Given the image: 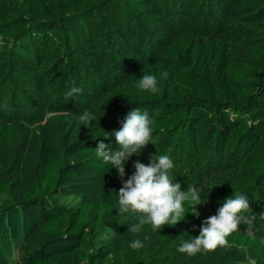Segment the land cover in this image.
<instances>
[{"label":"trees","instance_id":"16d2710c","mask_svg":"<svg viewBox=\"0 0 264 264\" xmlns=\"http://www.w3.org/2000/svg\"><path fill=\"white\" fill-rule=\"evenodd\" d=\"M0 40V70L10 77L0 84V103L8 91L10 108L0 123V264H172L176 246L199 236L208 218L185 202V227L154 249L114 254L113 239L144 224L143 214L118 211L122 182L96 155L107 143L98 120L90 113L94 120L82 125L84 112L62 107L24 123L13 115L31 96L39 106L106 101L121 122L135 108L147 111L164 155L190 169L221 164L239 194L264 208V0H0ZM21 55L28 67L10 63ZM138 62L145 66L120 80ZM149 73L158 79L155 94L137 87ZM73 87L81 91L66 96ZM136 161L151 163L129 157L125 180ZM254 237L226 239L253 258L261 248Z\"/></svg>","mask_w":264,"mask_h":264},{"label":"clouds","instance_id":"9594fccd","mask_svg":"<svg viewBox=\"0 0 264 264\" xmlns=\"http://www.w3.org/2000/svg\"><path fill=\"white\" fill-rule=\"evenodd\" d=\"M162 76L166 78L168 73L163 72ZM137 87L153 94L160 91L157 76L151 73L143 74ZM80 91L81 89L73 87L66 93V96L71 97ZM77 119L80 124L88 125L94 117L85 111ZM151 123L147 111L142 113L139 108L131 110L122 123V127L112 132L119 147L113 150L110 143L100 141L95 152L105 163L111 164L118 171L122 182V187L117 193L119 213L124 214L129 210L142 213L140 223H148L155 230L163 225H175L180 222L186 212L185 202L191 206L192 213L199 216L195 205L202 204V202L195 187H187L185 191L181 190L180 183H173L170 178L173 161L168 155H161L156 159L151 158V163L148 165L136 161L134 163L135 172L127 180L124 179L125 162L129 157L137 155V152L152 139ZM248 208V198L243 194L226 198L217 214L204 221L199 236L183 242L177 251L194 256L202 250L211 251L218 246H228L226 238L238 231L241 222L250 225V221L240 215ZM138 228L139 225L135 224L130 227V230L135 232ZM247 235L255 239L251 226L247 229ZM142 246L139 240L133 241L130 245L133 249H139Z\"/></svg>","mask_w":264,"mask_h":264},{"label":"rangeland","instance_id":"374dc122","mask_svg":"<svg viewBox=\"0 0 264 264\" xmlns=\"http://www.w3.org/2000/svg\"><path fill=\"white\" fill-rule=\"evenodd\" d=\"M220 34L224 38H229L228 34H225L224 32H220ZM201 36H208V34H201ZM0 43L3 42L0 40ZM235 50L239 51L240 49L235 48ZM1 54H3V52ZM20 60V62L10 61V63L13 65H23L24 67L29 66L28 63H25L27 58L24 55H21ZM144 66V63L142 62L129 66L121 76L120 80L128 77L129 75L136 74L138 69L143 68ZM24 67L23 69H25ZM4 77L10 79L9 73H6L5 71L2 73L0 70V84ZM29 88L31 91H23V93L26 94L24 96H31L33 94L35 86L30 85V87L28 86V89ZM8 94V91L3 94V102L0 103L2 104L0 105V108L3 106V111L0 110V123H3L6 120L5 117L7 113L10 112L9 107L7 110L4 109L6 107L4 104L8 98ZM47 98L49 99L50 97ZM30 100L33 103L27 107H19V110L16 111V115H13L15 118L22 120L24 123L34 125L42 122L48 113L57 111L62 107H64V110L81 112L87 111L96 117L105 134L107 143H110L113 150L119 147L116 144L115 137L112 132L119 130L122 127L123 122L120 120L124 116L121 117L120 113H115L111 106L109 107V105H107L106 101L100 104L96 103L94 100L86 103L88 101L81 99V101L73 104L71 101H67L65 98H62L61 100L65 102V105H62L60 100L53 98L50 101L43 103L44 106H39L34 97L31 96ZM137 155L148 157L150 159H156L164 154L163 151L159 149V145L153 143V140L151 139L143 149L137 152ZM170 159L173 161V168L170 170L171 175L174 179H177L183 190H187V187H195L198 190L202 202L200 205L207 213L208 217L217 214L218 209L222 207L226 198L239 194L238 190H236L238 183L230 175L229 170V173H226V169L221 166V164L213 167L214 165L205 166L201 163L199 167L190 169L187 162H182V160L178 158H174L173 160L171 156ZM199 168H202L205 172L202 175L197 176L194 172ZM189 171H191L193 175L188 174ZM240 215L246 217L250 221V225L248 223L241 222L238 231L235 233L247 232V229L251 226L253 235H257L261 238L260 252L256 253L255 257L250 258L245 249L241 248L240 250H235L231 245L225 247L218 246L211 251L202 250L194 256H189L186 253H180L177 251L178 247L181 245L179 244L176 246L177 248L174 249L176 256L172 260V264H264V262H262L264 261V208L255 207L249 204L248 210ZM185 226L186 224L184 220H181L175 225H163L161 228L154 230L150 224L144 223L139 226L137 231H131L126 235L114 238L111 243L112 251L114 254L120 255L121 258L124 259L127 257L129 252H132L133 248H131L130 245L135 240L141 241L142 245L145 247L146 245H149L151 249H154V246L157 247L161 244V239L164 236L169 237V233L173 232L177 228L182 229ZM180 234L183 235L184 233ZM166 247L167 244L162 243L159 249L166 250Z\"/></svg>","mask_w":264,"mask_h":264}]
</instances>
